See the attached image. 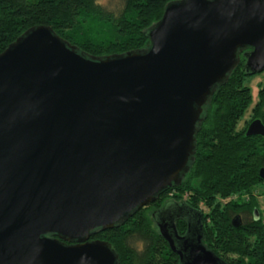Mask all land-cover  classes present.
Masks as SVG:
<instances>
[{"label": "water", "instance_id": "water-1", "mask_svg": "<svg viewBox=\"0 0 264 264\" xmlns=\"http://www.w3.org/2000/svg\"><path fill=\"white\" fill-rule=\"evenodd\" d=\"M149 38L146 50L99 58L39 26L0 54V264H121L92 237L182 183L242 52L251 74L264 72V0H176ZM202 229L187 264H225Z\"/></svg>", "mask_w": 264, "mask_h": 264}, {"label": "trees", "instance_id": "trees-1", "mask_svg": "<svg viewBox=\"0 0 264 264\" xmlns=\"http://www.w3.org/2000/svg\"><path fill=\"white\" fill-rule=\"evenodd\" d=\"M173 1L123 0L115 12L99 0H0V54L39 26L99 58L146 50L150 28ZM247 51L206 107L194 160L182 183L160 193L154 207L142 208L123 225L92 237L109 242L121 264H178L152 219L155 209L169 203L201 213L203 244L225 264H264V136H247L252 122L264 124V84L254 101L250 84L259 74L247 70ZM186 226L185 219L177 221L179 230L185 232Z\"/></svg>", "mask_w": 264, "mask_h": 264}, {"label": "flooded vegetation", "instance_id": "flooded-vegetation-1", "mask_svg": "<svg viewBox=\"0 0 264 264\" xmlns=\"http://www.w3.org/2000/svg\"><path fill=\"white\" fill-rule=\"evenodd\" d=\"M154 206L155 202L147 207ZM152 219L159 231L161 227L166 229V223L169 224L168 228L170 233L173 235L177 250L176 252H174L173 250L172 251L178 258V264H187L195 256H197V247L199 245V238L201 237V234H199V226H201L202 219V215L199 211L188 208L184 204L179 205L175 203H169L163 208L155 209L152 212ZM181 219H185L187 222L185 232L179 229L178 232H176L175 230L173 231L171 228L174 227L175 224L177 226V221ZM189 229L190 233L186 236V233Z\"/></svg>", "mask_w": 264, "mask_h": 264}, {"label": "rangeland", "instance_id": "rangeland-1", "mask_svg": "<svg viewBox=\"0 0 264 264\" xmlns=\"http://www.w3.org/2000/svg\"><path fill=\"white\" fill-rule=\"evenodd\" d=\"M99 2L108 8L111 11H118L123 4V0H99ZM264 84V72L259 74L257 77H255L252 82H251V88L253 89V94H254V101L257 100L258 97V92L261 87V85ZM251 113L249 112L246 115L245 121L250 118ZM245 121L241 122V126L243 127L245 125ZM262 190H264V185H262ZM262 211H263V217H264V195L262 196Z\"/></svg>", "mask_w": 264, "mask_h": 264}]
</instances>
